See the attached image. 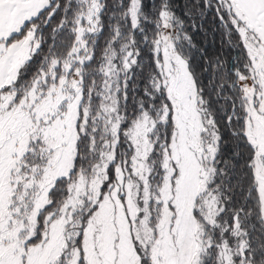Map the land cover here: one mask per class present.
<instances>
[{
  "label": "snow or ice",
  "instance_id": "snow-or-ice-1",
  "mask_svg": "<svg viewBox=\"0 0 264 264\" xmlns=\"http://www.w3.org/2000/svg\"><path fill=\"white\" fill-rule=\"evenodd\" d=\"M0 264H264V0H0Z\"/></svg>",
  "mask_w": 264,
  "mask_h": 264
}]
</instances>
